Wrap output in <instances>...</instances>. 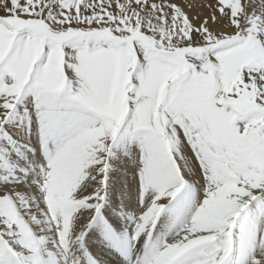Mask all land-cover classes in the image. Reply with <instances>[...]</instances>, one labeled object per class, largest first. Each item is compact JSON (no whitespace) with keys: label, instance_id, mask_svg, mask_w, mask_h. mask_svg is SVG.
Instances as JSON below:
<instances>
[{"label":"snow or ice","instance_id":"snow-or-ice-1","mask_svg":"<svg viewBox=\"0 0 264 264\" xmlns=\"http://www.w3.org/2000/svg\"><path fill=\"white\" fill-rule=\"evenodd\" d=\"M0 264H264V0H0Z\"/></svg>","mask_w":264,"mask_h":264}]
</instances>
